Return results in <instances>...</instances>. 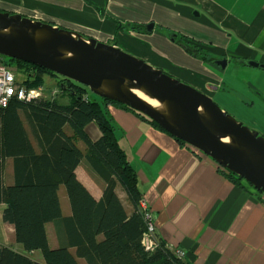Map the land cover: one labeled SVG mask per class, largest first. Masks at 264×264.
Returning a JSON list of instances; mask_svg holds the SVG:
<instances>
[{
    "label": "crops",
    "instance_id": "crops-1",
    "mask_svg": "<svg viewBox=\"0 0 264 264\" xmlns=\"http://www.w3.org/2000/svg\"><path fill=\"white\" fill-rule=\"evenodd\" d=\"M0 8L115 42L205 92L264 135V67L247 63L264 64V0H0ZM149 23L150 33L144 28ZM170 33L204 51L205 59L171 41ZM221 58L226 60L223 68L215 63ZM108 111L118 143L136 171L154 230L169 247L185 250L192 264H264L263 193L246 182H233L214 160L135 113L113 104ZM85 132L93 141L101 135L94 122ZM75 173L99 199L102 188L83 163ZM3 180L13 182L9 158ZM118 194L126 198L122 191ZM59 196L68 214L62 185ZM4 206L0 203V246L22 251L13 225L2 220Z\"/></svg>",
    "mask_w": 264,
    "mask_h": 264
},
{
    "label": "trees",
    "instance_id": "trees-1",
    "mask_svg": "<svg viewBox=\"0 0 264 264\" xmlns=\"http://www.w3.org/2000/svg\"><path fill=\"white\" fill-rule=\"evenodd\" d=\"M135 26L129 25L131 29ZM193 49L205 59L204 51ZM0 62L10 67L15 64L13 68L25 75L23 84L28 88L43 86L45 75L60 78L56 96L31 102L11 97L6 106H0L2 220L13 225L14 240L22 247L18 251L1 245L0 264H192L186 253L178 257L155 231V246L144 245L143 193L136 171L118 143L108 104L163 129L130 107L90 95L85 86L43 67L1 55ZM64 93L70 102L58 103L57 97ZM90 122L101 133L95 141L85 132ZM8 158L13 182L5 184L3 168ZM80 163L100 184L99 199L77 178L75 169ZM225 173L237 184L245 182L227 170ZM61 185L70 207L68 214L61 206Z\"/></svg>",
    "mask_w": 264,
    "mask_h": 264
},
{
    "label": "water",
    "instance_id": "water-1",
    "mask_svg": "<svg viewBox=\"0 0 264 264\" xmlns=\"http://www.w3.org/2000/svg\"><path fill=\"white\" fill-rule=\"evenodd\" d=\"M144 28L150 33L153 24ZM168 36L196 56L195 49L175 39L176 34ZM0 55L43 67L102 99L130 107L264 194V135L205 92L115 42L0 8ZM215 63L223 68L226 60Z\"/></svg>",
    "mask_w": 264,
    "mask_h": 264
},
{
    "label": "built area",
    "instance_id": "built-area-1",
    "mask_svg": "<svg viewBox=\"0 0 264 264\" xmlns=\"http://www.w3.org/2000/svg\"><path fill=\"white\" fill-rule=\"evenodd\" d=\"M24 80L25 75L0 62V106H6L11 97H16L24 102H31L38 98L56 96L60 92L59 86L57 85H54L51 89L46 88L44 85L28 88L23 84ZM143 211L147 223V231L143 236V243L147 247H154L155 241L152 239V234L155 231L153 218L149 210L145 208L144 204ZM172 249L178 257L185 256V250L177 247Z\"/></svg>",
    "mask_w": 264,
    "mask_h": 264
},
{
    "label": "rangeland",
    "instance_id": "rangeland-1",
    "mask_svg": "<svg viewBox=\"0 0 264 264\" xmlns=\"http://www.w3.org/2000/svg\"><path fill=\"white\" fill-rule=\"evenodd\" d=\"M3 57H5V56H3ZM13 67H15V64H12V68ZM60 78L59 77H50V76H44V86L46 87V88H50L51 89V87H50V85L51 86H54V85H57L56 83H57V81L59 80ZM80 85V84H79ZM88 93L91 95H94L91 91H89L88 90ZM95 96V95H94ZM69 95H67V93H64V94H61L59 97H57V102L58 103H62V104H66V103H69L70 101H69ZM98 187L100 188V190H101V186H99L98 185ZM125 203H127V202H125ZM146 221V220H145ZM147 224V223H146ZM18 244V243H17ZM19 246H20V248H21V245L19 244ZM174 251V250H173ZM186 255H187V253H186ZM184 257V256H183Z\"/></svg>",
    "mask_w": 264,
    "mask_h": 264
},
{
    "label": "clouds",
    "instance_id": "clouds-1",
    "mask_svg": "<svg viewBox=\"0 0 264 264\" xmlns=\"http://www.w3.org/2000/svg\"><path fill=\"white\" fill-rule=\"evenodd\" d=\"M171 248V247H170ZM176 248V247H175ZM172 249V248H171ZM181 249V248H180Z\"/></svg>",
    "mask_w": 264,
    "mask_h": 264
}]
</instances>
